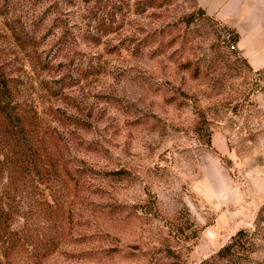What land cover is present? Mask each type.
Wrapping results in <instances>:
<instances>
[{
	"label": "rangeland",
	"instance_id": "rangeland-1",
	"mask_svg": "<svg viewBox=\"0 0 264 264\" xmlns=\"http://www.w3.org/2000/svg\"><path fill=\"white\" fill-rule=\"evenodd\" d=\"M237 19L0 0V264H264V68Z\"/></svg>",
	"mask_w": 264,
	"mask_h": 264
},
{
	"label": "crops",
	"instance_id": "crops-1",
	"mask_svg": "<svg viewBox=\"0 0 264 264\" xmlns=\"http://www.w3.org/2000/svg\"><path fill=\"white\" fill-rule=\"evenodd\" d=\"M236 12L237 45L253 69L264 68V0H227V17ZM248 26V27H246Z\"/></svg>",
	"mask_w": 264,
	"mask_h": 264
},
{
	"label": "trees",
	"instance_id": "trees-1",
	"mask_svg": "<svg viewBox=\"0 0 264 264\" xmlns=\"http://www.w3.org/2000/svg\"><path fill=\"white\" fill-rule=\"evenodd\" d=\"M229 249V244L218 251V255H223Z\"/></svg>",
	"mask_w": 264,
	"mask_h": 264
},
{
	"label": "built area",
	"instance_id": "built-area-1",
	"mask_svg": "<svg viewBox=\"0 0 264 264\" xmlns=\"http://www.w3.org/2000/svg\"><path fill=\"white\" fill-rule=\"evenodd\" d=\"M233 46H231V48H232Z\"/></svg>",
	"mask_w": 264,
	"mask_h": 264
}]
</instances>
